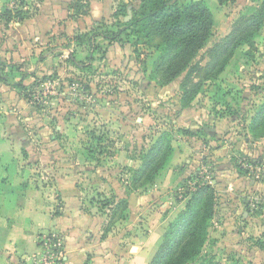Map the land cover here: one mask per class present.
Instances as JSON below:
<instances>
[{"label":"rangeland","instance_id":"obj_1","mask_svg":"<svg viewBox=\"0 0 264 264\" xmlns=\"http://www.w3.org/2000/svg\"><path fill=\"white\" fill-rule=\"evenodd\" d=\"M88 1L86 15H76L70 9L72 0L2 1L3 8L25 12L15 19L24 23L38 7L48 8L44 16L49 19V30L42 39L47 47L40 53L59 57L60 66L67 64L61 78L51 68L39 76L22 77L25 85L11 89V101L0 95L1 116L7 118L10 109L16 115L5 131L13 139H5L0 127V161L9 163L11 170L16 164L8 157L9 151L16 153L15 149L27 146L22 165L31 167L39 161L37 176L51 184L57 172L64 178L73 173L66 170L60 175V170L54 169L47 174L46 166L82 169V180L75 179L81 183L83 209L97 217L93 240L100 238L99 231L104 232L88 260L96 257L102 264H149L169 224L193 193L203 185H212L214 208L203 255L222 264H264V159L255 167L251 165L255 157L264 158V138L246 146L243 134L264 101V23L252 35V45L243 44L222 66L220 61L210 70L211 50L236 21L254 13L264 1L202 0L213 14L214 26L191 64L196 61L187 86H198L187 109L180 108L186 71L165 80L158 70L156 35L152 42L133 29L119 33L117 41L98 36L123 28L126 16L115 18L114 13L125 3L131 17L132 8L141 0ZM177 1L185 4L193 0ZM42 23L46 25L45 18ZM26 33L25 39L32 45L39 44L33 40L35 36ZM72 57L80 67L71 63ZM4 63L7 61L0 64V71L8 77ZM206 71L212 76L205 78ZM19 76L11 74L6 79L8 85L14 87ZM57 79V84L48 83ZM43 81L45 85L34 87ZM198 114L201 119L194 117ZM202 126L207 129L203 134L199 133ZM163 132L170 134L175 151L166 167L147 180V163ZM54 150L64 156L40 157ZM115 155L119 157L115 159ZM143 169L146 172L140 176ZM11 181L15 192L18 180ZM5 196L3 204L11 209L10 193ZM106 201L111 205L105 207Z\"/></svg>","mask_w":264,"mask_h":264},{"label":"crops","instance_id":"obj_2","mask_svg":"<svg viewBox=\"0 0 264 264\" xmlns=\"http://www.w3.org/2000/svg\"><path fill=\"white\" fill-rule=\"evenodd\" d=\"M2 1L4 0H0V64L7 61V63H4V71L8 70V77L2 75L0 71V95L11 101V93H13L11 89L15 90V87L25 85L22 77L26 78L28 75L29 77L39 76V74H45L50 72L51 68H54L53 71H57L59 73L57 75L61 78L64 75L63 72H65L63 66L67 63L64 62L60 66L58 64L59 57H55L51 53H45L44 55L40 53L47 47V41L43 42L42 39L49 30V26L47 27L49 19L44 16V13L48 12L46 11L48 8L45 6L38 7V11L24 23L16 21L17 18L15 17L8 20V16L5 15L6 8H3ZM49 12L51 11L49 10ZM66 13L68 14V12ZM44 18L46 25L42 23ZM26 32H30L31 36H35L33 40L39 41V44L32 45L29 39H25L28 34ZM70 59L71 63L76 67H80L78 59L73 57ZM14 64L19 65L15 66ZM48 66H51L50 70L47 68ZM11 74L12 76L13 74H20L19 81H16L14 87L8 85L9 81L6 80L11 77ZM59 81L60 79H57L48 83L57 84ZM45 84L46 82L43 81L39 85L35 84L34 87ZM23 99L22 97V101ZM192 102L189 106L184 108L180 106V108L187 109L192 105ZM200 114L204 115V113ZM14 115L11 109L7 118L2 117L0 114L1 135L5 139H13V136L7 135L5 131L8 126L7 123L15 121ZM194 117L201 119L199 114ZM247 127L248 124L243 133L246 134V146L264 138L254 139L248 132ZM212 128L214 131L217 130L216 126H212ZM191 130L196 133L198 129L191 128ZM205 131H207L206 127L202 126L199 133L203 134ZM172 146L174 153L175 147L173 144ZM15 151L16 153L9 151L8 155L9 158L15 160L14 164H16L11 170L9 169V163L5 160L3 163L0 161V175H3L0 176V264H34V257L42 250L38 237L48 232H55L62 238L63 264H102L96 257L88 260L89 255L93 254L92 250L99 245L98 242L101 241L100 238L104 232L99 231L98 237L100 238L93 240L97 232V217L93 213L91 215L87 214L89 211L83 209L85 204L83 203V197H81L82 191L79 186L81 183L75 179V176H77L78 180H82L79 177L83 173L82 169L70 165H61L58 168L50 165V167L46 166L43 170L47 174L54 169L60 170V175H65L66 170H69L67 173H73L72 177L65 176L66 178H64L63 176L58 177L59 173L57 172V178L51 184L46 180L42 181V177L37 176L40 173L37 165L39 161L33 162L31 167L22 165L21 160L25 155H28L27 146L19 147ZM61 156H64L62 151L60 153L54 150L50 153H43L40 157L51 159ZM116 157L118 158L119 155H115V159ZM262 159L264 158L261 155L252 159V167L253 165L255 167ZM243 166L247 167V164ZM252 167L249 166V169ZM12 178L18 180L15 192ZM251 184H255V182H251ZM8 190H11V192ZM7 193H10V198L13 201L11 209L3 204ZM89 206L92 207V204L89 203ZM92 242L96 243L92 244Z\"/></svg>","mask_w":264,"mask_h":264},{"label":"trees","instance_id":"obj_3","mask_svg":"<svg viewBox=\"0 0 264 264\" xmlns=\"http://www.w3.org/2000/svg\"><path fill=\"white\" fill-rule=\"evenodd\" d=\"M218 1L224 3L225 0ZM69 7L76 15H86L89 1L72 0ZM24 14L25 12L12 9L5 11L8 20L11 17L21 19ZM114 16L115 18L127 16L125 3L119 7ZM263 23L264 2L254 13H248L236 21L230 33L211 50L213 63L210 70H213L214 65L220 61L222 66L234 50L243 44L252 45L251 37ZM213 26V14L202 0H193L185 4L177 0H141L137 8H132V16L123 23V28L117 33L110 31L98 33V36L106 40L117 41L116 36L119 33L133 29L143 32L148 41L152 42L156 35L159 51L158 70L163 72L165 80L171 81L186 71L181 83L183 92L181 107L184 108L191 104L197 92L195 85L198 86V84L193 83L191 89L187 86L192 81L190 75L196 64L195 61L194 66L191 65L192 61L196 59L199 51L211 37ZM76 40L81 39L76 37ZM88 40L90 44L91 37H88ZM87 67L89 68L90 65ZM210 74H212L211 71H206L204 77H211ZM247 128L254 139L264 137V101L250 118ZM153 148L155 155L147 163V168L150 167L147 180L164 169L170 160L173 154L170 134L167 132L160 134ZM145 172L143 169L140 176H144ZM212 188V185H203L193 193L185 209L180 211L169 224L157 253L154 254L149 264H194L195 262L197 264H222L203 255L214 208ZM103 205L106 207L111 204L106 201Z\"/></svg>","mask_w":264,"mask_h":264},{"label":"built area","instance_id":"obj_4","mask_svg":"<svg viewBox=\"0 0 264 264\" xmlns=\"http://www.w3.org/2000/svg\"><path fill=\"white\" fill-rule=\"evenodd\" d=\"M38 241L41 252L34 257V264H63L62 238L55 232L41 234Z\"/></svg>","mask_w":264,"mask_h":264},{"label":"water","instance_id":"obj_5","mask_svg":"<svg viewBox=\"0 0 264 264\" xmlns=\"http://www.w3.org/2000/svg\"><path fill=\"white\" fill-rule=\"evenodd\" d=\"M130 17L129 16H126V19L128 20ZM132 249H134V247H132Z\"/></svg>","mask_w":264,"mask_h":264}]
</instances>
